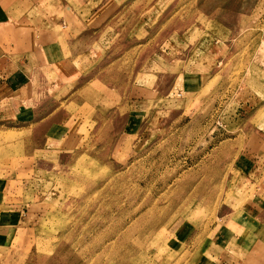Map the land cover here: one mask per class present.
I'll list each match as a JSON object with an SVG mask.
<instances>
[{"label": "rangeland", "instance_id": "374dc122", "mask_svg": "<svg viewBox=\"0 0 264 264\" xmlns=\"http://www.w3.org/2000/svg\"><path fill=\"white\" fill-rule=\"evenodd\" d=\"M61 5L65 55L0 124V264H224L198 251L264 224V0Z\"/></svg>", "mask_w": 264, "mask_h": 264}, {"label": "crops", "instance_id": "0c3cea01", "mask_svg": "<svg viewBox=\"0 0 264 264\" xmlns=\"http://www.w3.org/2000/svg\"><path fill=\"white\" fill-rule=\"evenodd\" d=\"M64 13L61 0L0 2V124L21 120L33 93L40 92L43 71L65 55L60 44L70 28ZM262 158L254 152L247 171L254 174ZM231 230V244L222 255L219 242H211L209 252L198 251V260L206 256L224 264H264V224L257 223L254 231L233 224Z\"/></svg>", "mask_w": 264, "mask_h": 264}]
</instances>
